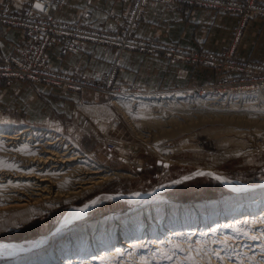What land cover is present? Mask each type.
<instances>
[{
	"label": "bare ground",
	"instance_id": "obj_1",
	"mask_svg": "<svg viewBox=\"0 0 264 264\" xmlns=\"http://www.w3.org/2000/svg\"><path fill=\"white\" fill-rule=\"evenodd\" d=\"M189 95L195 96L174 91L159 96L127 95L124 99L136 100L138 113L143 111L151 123L166 124L173 121L167 112L159 119L151 108L141 107ZM204 95L200 92L196 96ZM261 96L264 99V93L257 95ZM119 98L116 104L121 103ZM247 106L253 109L254 104ZM263 109L264 104L253 110L217 115L240 124L254 122L255 133L259 134L264 130ZM11 126L0 127V230H15L61 202L86 196L116 174L95 165L77 144L60 137L56 128L38 132L21 129L19 123ZM226 131L244 133L238 128L209 129L196 138L205 147L219 149L232 141L221 136ZM235 144L237 152L244 145L240 141ZM252 147L246 152H253ZM150 149L160 155L169 153L156 143ZM218 178L231 190L219 198L173 201L162 194L167 190L165 186L148 195H136L123 212L112 211L94 220L86 218L88 212L104 204V197L79 208L71 207L52 233L34 241L0 244V264H264V181L236 186Z\"/></svg>",
	"mask_w": 264,
	"mask_h": 264
},
{
	"label": "rangeland",
	"instance_id": "obj_2",
	"mask_svg": "<svg viewBox=\"0 0 264 264\" xmlns=\"http://www.w3.org/2000/svg\"><path fill=\"white\" fill-rule=\"evenodd\" d=\"M142 15L143 9L141 18ZM238 16L242 17V20H250L243 18L242 15ZM259 18L264 17L253 19ZM241 29L240 26L235 31V38L241 35ZM227 53H231V51H224L219 56ZM233 57L247 61L234 55ZM217 73L219 78L210 84L161 88L155 91L145 89L150 92L145 94L153 96L174 91L191 92L195 95H189L186 98H168L164 101H157L158 103L162 102L161 105L141 107V110L151 108L155 117L159 119L164 112H167L172 116L173 121L166 124L151 123L149 118L146 119L143 116V111L138 113L136 100L124 99L127 95L115 94L114 96L105 92H98L106 97L95 101H68L64 112L50 115L40 123L22 122L17 118L16 111L0 110V127L9 129L13 128L12 123H19L23 125L21 129L28 127L30 130L38 132H48V130L56 128L60 137L69 140L70 144H77L80 151L88 155L95 165L108 172L116 173L113 178L99 185L86 196L71 202H61L56 208L43 213L40 217L36 216L30 221L24 222L15 230H0V244L29 242L46 236L57 228L61 217L71 207L79 208L90 204L97 197H104V204L88 212L87 219L88 217L90 220L98 219L112 211L123 212L132 205L129 200L136 198V195H148L165 186L167 190L162 193L163 195L173 201L187 202L219 198L230 193L231 190L229 188L228 190L225 183L220 182L221 180L217 177L228 179L232 185L236 186H254L263 182L264 130L257 134L255 133L257 127L253 126L254 122L240 124L235 119H225L217 113L239 112L242 111L241 109L243 111L253 110L264 103L257 101L258 97L255 99L247 97L245 89L240 88L241 85H236L234 88L225 82V86L218 87L220 77H224L226 74L218 70ZM227 75L237 76L235 73ZM115 85L117 88L119 86L128 87ZM211 85H216L213 89L215 94L206 93V96L200 97L196 96L198 92L192 90V88ZM107 90L109 91V89ZM87 91L97 92L83 90L76 93ZM111 91L113 90L111 89ZM118 97H122L119 98L120 104L114 102ZM241 99H244L245 102ZM248 99L250 100L248 101ZM258 99L264 100L262 96ZM248 103L254 104L253 109L249 106L245 107V104ZM231 107L234 109L228 110ZM245 120L248 121V119ZM236 127L238 130H243L244 133L226 131L221 134L232 141L225 142L219 148L220 150L205 147L202 141L196 138V135L209 129L235 128L237 130ZM168 130L173 131L172 135ZM237 141L244 144L240 146L242 148H238V152L235 151ZM108 143L114 145L111 152L107 151ZM155 143L159 147L169 150L168 155H160L151 150L150 147ZM248 145L250 146L248 147ZM246 146L249 149L253 146L254 151L246 152L248 149ZM207 168L215 171V174L209 173ZM198 173H203V175Z\"/></svg>",
	"mask_w": 264,
	"mask_h": 264
},
{
	"label": "crops",
	"instance_id": "obj_3",
	"mask_svg": "<svg viewBox=\"0 0 264 264\" xmlns=\"http://www.w3.org/2000/svg\"><path fill=\"white\" fill-rule=\"evenodd\" d=\"M6 1L0 0V5ZM127 10L128 0H67L56 17L62 22H84L99 32L114 33ZM240 26L241 35L235 38ZM135 35L176 45L188 54L221 55L231 51L235 57L264 63V18L242 20L236 14L221 13L212 7L151 0L143 8ZM21 39L18 28L0 24V60L12 54ZM47 54L50 66L56 70L100 80L103 74L115 69V84L147 91L210 84L219 78L214 67L197 61H176L162 52L127 51L105 43L84 42L81 51L64 56L60 55L59 47H52ZM104 97L92 91L70 93L0 80V110L16 111L17 118L28 123H40L50 115L64 112L68 101H95Z\"/></svg>",
	"mask_w": 264,
	"mask_h": 264
},
{
	"label": "built area",
	"instance_id": "obj_4",
	"mask_svg": "<svg viewBox=\"0 0 264 264\" xmlns=\"http://www.w3.org/2000/svg\"><path fill=\"white\" fill-rule=\"evenodd\" d=\"M149 0H128V11L120 28L114 33L99 32L88 23L74 21L62 22L57 19L58 11L67 0H7L0 5V24L16 27L22 33L20 43L12 54L0 60V80L10 84L14 81L42 85L47 89H61L65 92L93 90L101 93L123 95H150L142 87H116L113 69L102 75L100 80L89 78L86 74L72 75L54 69L48 62L47 51L59 47L60 55L78 53L84 42L105 43L118 49L147 53L162 52L167 58L176 61H197L224 72L218 87L225 82L236 88L245 89L247 97L256 98L264 93V63H251L234 58L232 53L219 55L188 54L180 47L163 42L139 39L135 35L141 19L142 9ZM191 5L212 7L219 12H231L245 19L264 17V3L261 0H176ZM39 5V7H37ZM235 73L237 76H228ZM216 85L192 88L193 91L213 93ZM117 88V89H115ZM109 89V91L107 90ZM111 89L113 91H111ZM259 89H263L259 91ZM118 92V93H117ZM258 92V94H257ZM153 93V92H151ZM107 151L114 145L108 143Z\"/></svg>",
	"mask_w": 264,
	"mask_h": 264
},
{
	"label": "snow or ice",
	"instance_id": "obj_5",
	"mask_svg": "<svg viewBox=\"0 0 264 264\" xmlns=\"http://www.w3.org/2000/svg\"><path fill=\"white\" fill-rule=\"evenodd\" d=\"M37 7H39V5H37ZM0 163H3V162H0ZM199 175H203V173H198ZM217 179H219L218 177H217ZM95 203V202H94ZM81 211H84V209H81ZM166 259H170L171 257H168V256H166L165 257ZM189 259H191V258H189Z\"/></svg>",
	"mask_w": 264,
	"mask_h": 264
}]
</instances>
